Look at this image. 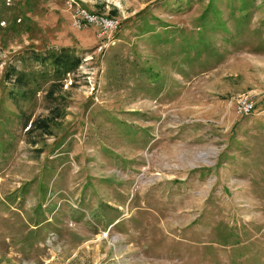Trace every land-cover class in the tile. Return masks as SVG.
<instances>
[{
    "label": "rangeland",
    "instance_id": "rangeland-1",
    "mask_svg": "<svg viewBox=\"0 0 264 264\" xmlns=\"http://www.w3.org/2000/svg\"><path fill=\"white\" fill-rule=\"evenodd\" d=\"M0 264H264V0H0Z\"/></svg>",
    "mask_w": 264,
    "mask_h": 264
},
{
    "label": "trees",
    "instance_id": "trees-1",
    "mask_svg": "<svg viewBox=\"0 0 264 264\" xmlns=\"http://www.w3.org/2000/svg\"><path fill=\"white\" fill-rule=\"evenodd\" d=\"M32 58H39L40 62L48 61V64L51 69V74L53 80L50 82L48 87V92H52L53 86L57 84L58 88L61 86V79L64 78L66 73L72 72L75 70L77 65L79 64L80 58L78 56H75L70 50L66 47H60L54 51L48 50L45 54H40L37 52H31ZM13 71V70H12ZM11 73L8 74L7 79H11ZM24 74L23 72H19L16 74V76L11 80V82L20 80L22 84L25 86V80L23 79ZM21 85V84H20ZM24 93V89H22V92L19 93V96L21 97ZM56 111V112H54ZM58 109H50V113L48 114L47 118H39L36 120H32V123H34L32 129L41 132L44 135H50V132L48 130L49 123L56 119L58 116ZM30 128V131H32Z\"/></svg>",
    "mask_w": 264,
    "mask_h": 264
},
{
    "label": "built area",
    "instance_id": "built-area-1",
    "mask_svg": "<svg viewBox=\"0 0 264 264\" xmlns=\"http://www.w3.org/2000/svg\"><path fill=\"white\" fill-rule=\"evenodd\" d=\"M72 23L78 27L84 25H96L102 33L111 31L115 28L116 22L107 16H101L84 9H77L72 18ZM101 47H99L100 49ZM253 111V104L251 101H244L238 104L237 112L240 115H248Z\"/></svg>",
    "mask_w": 264,
    "mask_h": 264
}]
</instances>
